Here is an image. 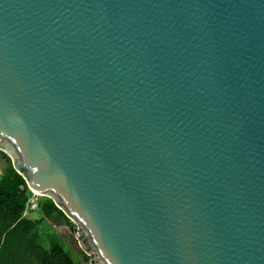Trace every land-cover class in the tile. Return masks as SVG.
<instances>
[{
  "label": "water",
  "instance_id": "water-1",
  "mask_svg": "<svg viewBox=\"0 0 264 264\" xmlns=\"http://www.w3.org/2000/svg\"><path fill=\"white\" fill-rule=\"evenodd\" d=\"M0 151L90 264H264V0H0Z\"/></svg>",
  "mask_w": 264,
  "mask_h": 264
},
{
  "label": "trees",
  "instance_id": "trees-1",
  "mask_svg": "<svg viewBox=\"0 0 264 264\" xmlns=\"http://www.w3.org/2000/svg\"><path fill=\"white\" fill-rule=\"evenodd\" d=\"M0 154L7 163L0 175V264H75L60 238L50 239L47 247L40 233L46 219L70 224L69 218L48 197L39 201V218L26 216L33 194L14 170L11 159Z\"/></svg>",
  "mask_w": 264,
  "mask_h": 264
},
{
  "label": "rangeland",
  "instance_id": "rangeland-1",
  "mask_svg": "<svg viewBox=\"0 0 264 264\" xmlns=\"http://www.w3.org/2000/svg\"><path fill=\"white\" fill-rule=\"evenodd\" d=\"M7 163L5 159L0 154V175L3 173L6 168ZM31 198H34L36 201L42 200V196L39 194H33ZM41 216L39 211L34 212L33 214L28 215L31 219H36ZM70 224L60 223L55 224L51 220L46 219L42 224L40 233L43 235L44 244L48 247L49 240L52 238H60V243L65 247L67 252L71 255L75 264H90V258L82 251L79 245L76 242L74 228L77 229L75 222L70 220Z\"/></svg>",
  "mask_w": 264,
  "mask_h": 264
},
{
  "label": "built area",
  "instance_id": "built-area-1",
  "mask_svg": "<svg viewBox=\"0 0 264 264\" xmlns=\"http://www.w3.org/2000/svg\"><path fill=\"white\" fill-rule=\"evenodd\" d=\"M32 194H34V193H32ZM38 210H39V201H36L34 198H31L29 200L25 215L28 216V215L33 214L34 212H36Z\"/></svg>",
  "mask_w": 264,
  "mask_h": 264
},
{
  "label": "bare ground",
  "instance_id": "bare-ground-1",
  "mask_svg": "<svg viewBox=\"0 0 264 264\" xmlns=\"http://www.w3.org/2000/svg\"><path fill=\"white\" fill-rule=\"evenodd\" d=\"M37 195V194H36Z\"/></svg>",
  "mask_w": 264,
  "mask_h": 264
}]
</instances>
